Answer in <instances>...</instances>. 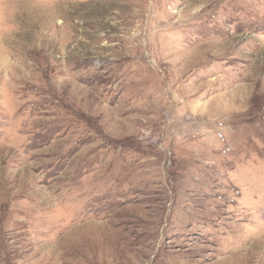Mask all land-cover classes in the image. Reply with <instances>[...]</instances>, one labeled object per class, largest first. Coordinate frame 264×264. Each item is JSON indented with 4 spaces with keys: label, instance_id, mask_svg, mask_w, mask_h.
Listing matches in <instances>:
<instances>
[{
    "label": "rangeland",
    "instance_id": "374dc122",
    "mask_svg": "<svg viewBox=\"0 0 264 264\" xmlns=\"http://www.w3.org/2000/svg\"><path fill=\"white\" fill-rule=\"evenodd\" d=\"M0 264H264V0H0Z\"/></svg>",
    "mask_w": 264,
    "mask_h": 264
}]
</instances>
